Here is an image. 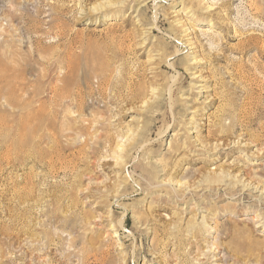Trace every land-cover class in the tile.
Returning <instances> with one entry per match:
<instances>
[{"label":"rangeland","instance_id":"obj_1","mask_svg":"<svg viewBox=\"0 0 264 264\" xmlns=\"http://www.w3.org/2000/svg\"><path fill=\"white\" fill-rule=\"evenodd\" d=\"M0 264H264V0H0Z\"/></svg>","mask_w":264,"mask_h":264},{"label":"bare ground","instance_id":"obj_2","mask_svg":"<svg viewBox=\"0 0 264 264\" xmlns=\"http://www.w3.org/2000/svg\"><path fill=\"white\" fill-rule=\"evenodd\" d=\"M165 130V129H164Z\"/></svg>","mask_w":264,"mask_h":264}]
</instances>
